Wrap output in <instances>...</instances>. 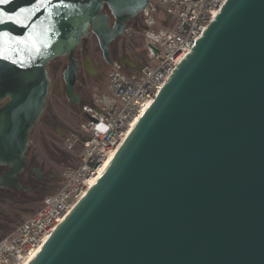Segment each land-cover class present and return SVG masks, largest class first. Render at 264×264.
<instances>
[{"label": "water", "instance_id": "obj_1", "mask_svg": "<svg viewBox=\"0 0 264 264\" xmlns=\"http://www.w3.org/2000/svg\"><path fill=\"white\" fill-rule=\"evenodd\" d=\"M147 1L0 3V32L31 33L37 45L9 40L0 56V101L8 98L0 164L10 167L8 178L24 166L46 101V63L68 54L63 78L74 102L80 39L90 30L110 63L109 43ZM20 8L31 9L24 24L6 19ZM26 264H264V0H226Z\"/></svg>", "mask_w": 264, "mask_h": 264}, {"label": "built area", "instance_id": "obj_2", "mask_svg": "<svg viewBox=\"0 0 264 264\" xmlns=\"http://www.w3.org/2000/svg\"><path fill=\"white\" fill-rule=\"evenodd\" d=\"M226 0H148L139 12L145 30L140 69L110 64L105 89L81 105L79 128L66 146L78 150L62 182L29 217L0 239V264H22L64 219L114 157L131 124L145 110L178 63L191 51ZM87 115L96 119L91 121Z\"/></svg>", "mask_w": 264, "mask_h": 264}, {"label": "flooded vegetation", "instance_id": "obj_3", "mask_svg": "<svg viewBox=\"0 0 264 264\" xmlns=\"http://www.w3.org/2000/svg\"><path fill=\"white\" fill-rule=\"evenodd\" d=\"M102 11L108 12L106 5ZM109 19L112 24L111 16ZM144 30L140 13L126 21L123 32L109 43L111 62L129 59L135 65L141 64L145 60ZM74 57L78 63L73 85L75 101L68 98L63 78L69 63L68 54L50 59L45 65L48 93L43 110L28 134L24 166L15 176L8 178L6 174L10 167L0 164V177H3L0 185V235L10 233L25 216L36 210L47 192L61 185V174L70 153L66 146L67 135L79 128L81 105L107 84L111 62L104 60L98 40L90 30L85 43L80 39ZM7 99H2L0 106Z\"/></svg>", "mask_w": 264, "mask_h": 264}, {"label": "snow or ice", "instance_id": "obj_4", "mask_svg": "<svg viewBox=\"0 0 264 264\" xmlns=\"http://www.w3.org/2000/svg\"><path fill=\"white\" fill-rule=\"evenodd\" d=\"M8 0H0V3H7ZM61 3H63V0H61ZM51 4V0H37V4L33 5V8L36 7H43L45 5H50ZM31 9L29 8H20L19 11L17 13H14L13 15L7 16L6 19L15 22L16 24H24L25 21L28 19V17L25 15L26 13L30 12ZM4 20L0 19V23H3ZM28 38L24 39L22 37H16V38H12L10 36L9 33L7 32H0V56H3V53L5 51L4 49V45L9 41V40H15L18 43H31L33 48H36V42L35 40H33L32 38V34L29 33L27 34ZM6 58V57H5ZM13 63H15V61H13Z\"/></svg>", "mask_w": 264, "mask_h": 264}, {"label": "rangeland", "instance_id": "obj_5", "mask_svg": "<svg viewBox=\"0 0 264 264\" xmlns=\"http://www.w3.org/2000/svg\"><path fill=\"white\" fill-rule=\"evenodd\" d=\"M125 68L127 69V66H125ZM108 72H109V68H108V70H107V78H108ZM105 86H106V85H105ZM105 86H102L101 88H99L97 91L94 92L93 95H95V94H97V93L103 91V90L105 89ZM77 151H78V150H73V151H70V153H71V152H72V153H75V154H73L74 157H75ZM70 153H69V155H70ZM69 157H70V156H69ZM70 165H74V160L71 161V159L69 158V161L67 162V166H70ZM67 166H66V167H67ZM58 188H59V187H58ZM58 188H54V189H52L51 191L47 192V194L53 193V192L56 191ZM40 204H41V203H40ZM40 204L37 206V208H39ZM37 208H36V209H37ZM30 215H31V214H30ZM30 215L25 216L20 222H22L23 220H25V219H26L27 217H29ZM20 222H19V223H20ZM6 235H7V234H6ZM6 235H0V239L3 238V237H5Z\"/></svg>", "mask_w": 264, "mask_h": 264}, {"label": "bare ground", "instance_id": "obj_6", "mask_svg": "<svg viewBox=\"0 0 264 264\" xmlns=\"http://www.w3.org/2000/svg\"><path fill=\"white\" fill-rule=\"evenodd\" d=\"M138 118H139V116L136 118L135 121H133V123L131 124V127L135 124V122L137 121ZM95 180H96V179H92V180H90V182H89L90 186L95 182ZM33 254H34V253H32L31 256H30L28 259H26L22 264H26L27 261L32 257Z\"/></svg>", "mask_w": 264, "mask_h": 264}, {"label": "trees", "instance_id": "obj_7", "mask_svg": "<svg viewBox=\"0 0 264 264\" xmlns=\"http://www.w3.org/2000/svg\"><path fill=\"white\" fill-rule=\"evenodd\" d=\"M73 154H75V153H72V152H71L70 155H69V156H70L69 158L71 159V161L75 159V157H74Z\"/></svg>", "mask_w": 264, "mask_h": 264}]
</instances>
